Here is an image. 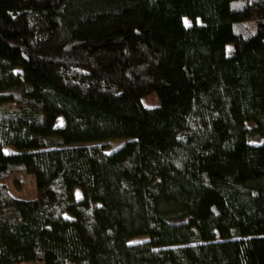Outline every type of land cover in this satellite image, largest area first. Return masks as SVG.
I'll list each match as a JSON object with an SVG mask.
<instances>
[{"label":"trees","instance_id":"obj_1","mask_svg":"<svg viewBox=\"0 0 264 264\" xmlns=\"http://www.w3.org/2000/svg\"><path fill=\"white\" fill-rule=\"evenodd\" d=\"M263 139L264 0H0V264H264Z\"/></svg>","mask_w":264,"mask_h":264},{"label":"rangeland","instance_id":"obj_2","mask_svg":"<svg viewBox=\"0 0 264 264\" xmlns=\"http://www.w3.org/2000/svg\"><path fill=\"white\" fill-rule=\"evenodd\" d=\"M232 45H227L226 46V51L228 54L232 52ZM142 103L146 107H152L157 104V97L155 94H150L144 98L141 99ZM62 124V118H58L56 121V125H61ZM247 126H251V123H247ZM264 141V139H263ZM118 142H112L109 145V149L114 148L118 145ZM18 187L14 186L13 184H8L9 185V191L12 195L16 197H21V198H32L35 196V184L33 177L30 175L22 174L18 176ZM74 195L75 198L80 197V191L79 189L74 190Z\"/></svg>","mask_w":264,"mask_h":264}]
</instances>
